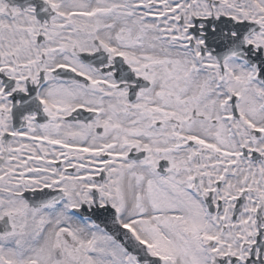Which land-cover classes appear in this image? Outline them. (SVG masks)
<instances>
[{
    "label": "snow or ice",
    "instance_id": "obj_1",
    "mask_svg": "<svg viewBox=\"0 0 264 264\" xmlns=\"http://www.w3.org/2000/svg\"><path fill=\"white\" fill-rule=\"evenodd\" d=\"M0 264H264V0H0Z\"/></svg>",
    "mask_w": 264,
    "mask_h": 264
}]
</instances>
